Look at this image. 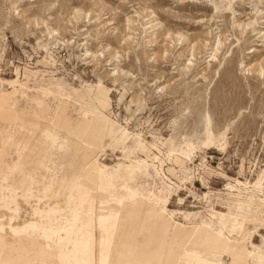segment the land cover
Here are the masks:
<instances>
[{"label":"rangeland","instance_id":"374dc122","mask_svg":"<svg viewBox=\"0 0 264 264\" xmlns=\"http://www.w3.org/2000/svg\"><path fill=\"white\" fill-rule=\"evenodd\" d=\"M14 80L26 88L14 91ZM46 86L55 95L45 98ZM89 97L109 121L85 126L78 99ZM47 127L61 137L55 144L43 134ZM78 131L86 132L82 141L104 145L94 155L100 193H124L119 182L108 186L103 167L119 164H148L152 178L140 174L137 183L157 193L170 188L173 230L187 225L185 260L194 256L188 240L199 243L189 234L195 225L218 230L223 223L224 234L241 241V230L230 233L229 213L253 196L264 200V0H0V185L26 174L45 204L64 201L41 192L45 185L60 190L88 162L85 145L69 136ZM20 204L23 223L32 208ZM10 216L0 211L6 226ZM249 216L257 221L248 220V229L258 233L234 244L235 264H253L254 246L264 252L263 207ZM203 255L213 260L203 264L218 263Z\"/></svg>","mask_w":264,"mask_h":264},{"label":"bare ground","instance_id":"6f19581e","mask_svg":"<svg viewBox=\"0 0 264 264\" xmlns=\"http://www.w3.org/2000/svg\"><path fill=\"white\" fill-rule=\"evenodd\" d=\"M8 84L14 91L18 85L26 88L23 84H17V80L9 81ZM42 91L45 98L54 94L47 86ZM75 91L74 89L73 92ZM71 97L72 93L66 92L63 99L70 100ZM78 101L81 102V110L85 116V126L95 119L109 121L94 98H79ZM63 103L68 102L64 100ZM205 123L206 142L210 144L213 129L209 126L208 115ZM85 133L78 131L68 135L85 145L86 148L80 145V151L83 159H89L88 162H83L80 171L66 179L60 190L45 185L41 192L46 199L47 193L51 192L52 197L63 198L64 201L56 200L53 205L45 204V200L35 194L34 179L30 175L23 174L24 178L15 179L12 185H0V211L5 210L11 214L7 226L4 225L5 218H0V264H203L213 261L206 258L204 253L217 259L216 264L223 262L224 255L232 257V263L235 264L238 247L234 244H244L252 234L258 233L257 230H249L247 222L257 221L249 215L257 207H263L264 210V200L253 196L247 203H238V213H229L233 216L230 233L232 235L238 229L241 230L245 234L241 241L232 240L231 236L225 235L223 223L218 230L211 223L195 225L189 234L190 238L199 239V243L188 240L194 256L191 261L185 260L182 246L188 231L187 225L176 223L173 230L175 220L168 211L170 188L157 193L150 183L147 184V189L137 183L140 174L146 181L152 178L148 164H119L114 169L103 167L110 175L108 186L119 182L124 193H100L97 180L102 170L97 164L98 155H94L97 153L95 150L101 151L104 145L96 146L82 141L81 136ZM43 134L53 144L61 139L54 127L45 128ZM68 141L66 136L62 138V142ZM176 162L180 168H184L183 160L176 158ZM20 164L21 154L19 164H15L17 170ZM155 172L160 178L159 170L155 169ZM86 173L91 186L85 183ZM162 178L169 179L166 174ZM33 199L37 200L35 204L32 203ZM20 200L32 208L30 218L23 223L17 221ZM220 215L221 220H224V214ZM5 229L9 230L10 239L14 243L8 241ZM140 236H144L141 243L138 240ZM116 239L119 243L115 242ZM23 241L28 242L27 245ZM151 241L156 243V247L149 246ZM248 256L253 259V264H264V252L259 246H254V252H248Z\"/></svg>","mask_w":264,"mask_h":264}]
</instances>
